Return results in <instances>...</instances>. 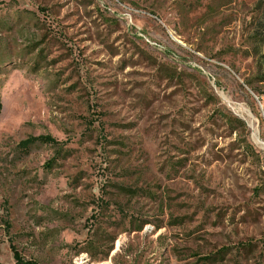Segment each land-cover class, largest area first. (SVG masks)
I'll list each match as a JSON object with an SVG mask.
<instances>
[{"label":"rangeland","instance_id":"rangeland-1","mask_svg":"<svg viewBox=\"0 0 264 264\" xmlns=\"http://www.w3.org/2000/svg\"><path fill=\"white\" fill-rule=\"evenodd\" d=\"M12 247L264 264V0H0V264Z\"/></svg>","mask_w":264,"mask_h":264},{"label":"trees","instance_id":"trees-1","mask_svg":"<svg viewBox=\"0 0 264 264\" xmlns=\"http://www.w3.org/2000/svg\"><path fill=\"white\" fill-rule=\"evenodd\" d=\"M36 141L43 142V143H56L54 138L49 136V135H39L36 137H31V138H28L26 140L20 141L18 143V146L21 149L26 150ZM12 251H13V258H14L16 264H36L31 260H26V261L23 260L14 247H12Z\"/></svg>","mask_w":264,"mask_h":264}]
</instances>
